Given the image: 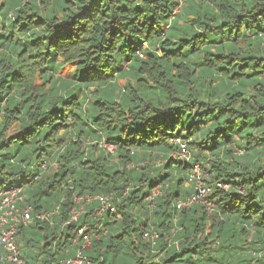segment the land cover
I'll return each mask as SVG.
<instances>
[{
    "label": "trees",
    "instance_id": "trees-1",
    "mask_svg": "<svg viewBox=\"0 0 264 264\" xmlns=\"http://www.w3.org/2000/svg\"><path fill=\"white\" fill-rule=\"evenodd\" d=\"M177 137L200 148L211 216L176 207L194 191ZM15 186L33 207L18 228L27 264L76 256L77 229L101 220L84 264H199L184 256L216 250L229 253L218 264H264V0H0V191Z\"/></svg>",
    "mask_w": 264,
    "mask_h": 264
},
{
    "label": "built area",
    "instance_id": "built-area-1",
    "mask_svg": "<svg viewBox=\"0 0 264 264\" xmlns=\"http://www.w3.org/2000/svg\"><path fill=\"white\" fill-rule=\"evenodd\" d=\"M181 3L184 0H180ZM178 146L176 153L174 154L178 159L191 162L190 170L188 173L189 181L192 184L194 191L189 193L185 198H179L176 200V207L182 209L184 207H190L195 203H201L205 205V209L209 212L214 210L211 206L212 201L210 194L212 191L211 185L206 181V171L204 167L196 161H191V151L189 148V143L181 137L173 139ZM116 147L115 144H111ZM186 158V159H185ZM217 185L221 188H226L227 185L222 182H217ZM160 193V190H155L154 195ZM0 243L2 244L4 254L0 256V260L6 261L12 264H27V262L21 258V251L18 242V228L20 224H28L32 220V210L33 207L30 204H23L25 195L23 193V188L21 186H15L8 188L6 190L0 191ZM95 198L99 199L101 202V207L97 210V215H102L105 209L111 207L110 197L105 195H98ZM92 199L91 195L87 197L79 196L75 197L76 203L79 204V208L76 207L72 211V217L70 221L77 220L81 213L84 211V205L82 203L88 204ZM59 206L53 210H46L39 212L37 217L40 219L50 220L52 216L58 212ZM103 229V220L98 223L97 228L93 231H87L84 226L77 229L76 236L74 237V242H78L81 239V247L78 249L76 256L74 257H64L58 261L57 264H84L87 262V257L82 253L83 249L89 248L92 245L94 237L99 238V232ZM106 233V230H103ZM159 232L155 229H147L143 237L150 239L153 243L159 238ZM195 264V263H190Z\"/></svg>",
    "mask_w": 264,
    "mask_h": 264
},
{
    "label": "rangeland",
    "instance_id": "rangeland-1",
    "mask_svg": "<svg viewBox=\"0 0 264 264\" xmlns=\"http://www.w3.org/2000/svg\"><path fill=\"white\" fill-rule=\"evenodd\" d=\"M78 63H79V61H77V62H72V63H68L67 65H65V66L63 67V69L61 70L60 73H61L62 75H64V76H67V77L73 78ZM124 82H125L124 79H121V80H120V83H121V84H124ZM36 83L39 84L40 81H37ZM101 146H102L103 148H105L106 150H108L110 153H112V152H114V151L116 150V147H115L114 145L108 144V143H106V142H103V143L101 144ZM190 148L193 150V151L191 152V161H194V160H193V159H195L194 153H196L197 150H200V148H199V146H197L196 144H195V145L192 144V145L190 146ZM190 151H191V150H190ZM152 154H153V153H152ZM109 158H110V160H113V161L116 160V158H115L114 156H110ZM185 159H186V158H185ZM154 160H157V158H155V156L153 155V156L150 158V161H153V163H155ZM157 161H158V160H157ZM147 162H149V160H147ZM158 162L160 163V161H158ZM143 163H144V162H143ZM149 163H150V162H149ZM131 164H132V163H129L127 167H130ZM56 169H57V168H56V166L54 165L53 170H56ZM189 170H190V169H189ZM205 171H206V170H205ZM206 177L209 178V174H208L207 171H206ZM225 184L227 185V183H225ZM183 185H184V186H189L188 182H187V181H184V180H183V182H182V186H183ZM160 189H161V186L155 187V188L153 189V192H154L155 190L157 191V190H160ZM211 201H212V199H211ZM211 206L215 207V206H216V203H215L214 201H212ZM207 213H208L209 216L212 215L211 212H209L208 210H207ZM208 230H209V229H208ZM240 240H241V238H240V237H239V238L237 237V238H234L233 242H237V244H238V243L240 242ZM170 252L172 253L173 251L171 250ZM221 255H229V253L226 252V251L224 252L223 250L211 251V253H210V251H205V252H203V251H199L198 253H192V254L187 253V254L184 256V258H185V259H188L190 256H192L194 259H196V261H198L199 264H205V263L208 262V260L210 259V261H211L213 264H218L217 262H215V259L218 258V257H220ZM170 264H184V262H182V261H175V262H172V263H170Z\"/></svg>",
    "mask_w": 264,
    "mask_h": 264
},
{
    "label": "crops",
    "instance_id": "crops-1",
    "mask_svg": "<svg viewBox=\"0 0 264 264\" xmlns=\"http://www.w3.org/2000/svg\"><path fill=\"white\" fill-rule=\"evenodd\" d=\"M189 184V183H188Z\"/></svg>",
    "mask_w": 264,
    "mask_h": 264
}]
</instances>
